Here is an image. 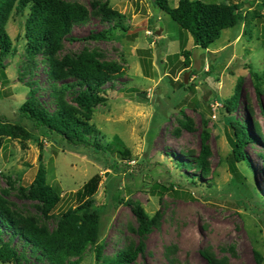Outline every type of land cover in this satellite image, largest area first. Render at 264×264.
<instances>
[{
  "label": "rangeland",
  "instance_id": "1",
  "mask_svg": "<svg viewBox=\"0 0 264 264\" xmlns=\"http://www.w3.org/2000/svg\"><path fill=\"white\" fill-rule=\"evenodd\" d=\"M60 1L80 4L91 16L86 25L73 28L72 35L78 40L64 41L58 57L93 53L100 63L116 64L121 69L104 86L106 104L79 108L73 102L79 87L64 92L63 99L89 117V123L103 134V145L121 141L132 160L111 155V160L119 162L120 169H115L40 131L32 132L30 140L5 139L0 151V193L10 211L54 232L62 212L76 208L77 193L97 176L100 185L91 211L102 218L98 243L102 258L97 261L95 247L89 244L80 256L67 257L64 264L77 260L80 264H102L138 245L144 251L130 264H209L202 255L206 251L222 264H264V150L254 127L258 124L264 136V1L202 0L238 4L245 17L241 25L224 31L208 50L195 46L192 36L156 7L154 0ZM178 3L170 0L172 7ZM105 4L124 16L121 23L126 31L100 19ZM29 12L30 7L24 13L15 9L7 25L15 52L0 56V116L31 130L18 114L30 88L44 103L51 98L48 67L41 57L33 65L26 53ZM104 31L106 39H85ZM184 51L191 54L190 68L184 66ZM94 72L106 75L109 70ZM240 79L242 101L235 119L250 120V135L256 141L245 148L248 161L235 165L239 178L231 166L230 129L218 113L224 101L234 95ZM62 84L58 83V88ZM140 94H145L144 98ZM49 108L55 110L52 103ZM186 121H191L192 131L183 128ZM203 132L209 134L211 174L199 180L200 171L188 164L193 155L200 154ZM40 164L47 184L62 199L49 214L29 197ZM193 179L198 187L193 186ZM170 184L177 192L162 187L170 189ZM118 195L123 203L115 206L113 199ZM134 207H141L150 220L155 219L144 239L137 232ZM0 233L3 241L11 240V231L1 223ZM13 243L23 250L18 238ZM26 253L33 264H50L37 262L29 249Z\"/></svg>",
  "mask_w": 264,
  "mask_h": 264
},
{
  "label": "trees",
  "instance_id": "2",
  "mask_svg": "<svg viewBox=\"0 0 264 264\" xmlns=\"http://www.w3.org/2000/svg\"><path fill=\"white\" fill-rule=\"evenodd\" d=\"M264 1V0H263ZM156 7L166 13L183 31L188 32L194 39L195 46L208 50L221 39L224 31L233 29L243 23L245 17L238 4L206 3L202 0H179L176 7L170 5V0H154ZM264 4V3H263ZM30 7V12L25 22L26 53L33 65L36 58L41 57V62L48 67L49 96L51 101L44 103L38 97L36 91L30 88L29 98L19 108L18 114L22 120H26L31 130L20 123L9 121L5 116H0V151L5 139L30 140L32 132L40 131L56 136L70 149L85 150L98 161L107 166L120 169L119 162L110 159L111 155H118L122 161H131V152L125 145L117 140L112 145H103V134L89 123V117L82 114L80 110L67 105L63 99L64 92L75 93L73 102L81 109L94 108L107 103L106 90L104 86L120 73L116 64H102L95 54L82 53L77 57H58L64 41L74 42L78 40L73 37L72 31L75 26L86 25L90 19L89 10L76 3H66L60 0H0V56H7L15 52L13 41L8 34L7 25L13 11L24 13ZM103 22L113 24L114 29L126 31L121 23L124 16L105 4L101 8ZM107 32L92 33L85 39H106ZM84 39V40H85ZM80 40V39H79ZM190 52L184 51L185 68L191 67ZM108 69L106 75L96 74L95 69ZM3 69V68H2ZM264 79V74L261 77ZM72 80L71 83L65 80ZM63 84L58 88V83ZM183 87V86H182ZM47 89V88H46ZM242 79L238 81L237 88L232 98L225 100L218 115L226 127L230 129L228 141L232 149L231 166L237 177H241L236 168V163L248 161L245 148L250 143L255 144V138L250 135V120L235 119L236 109L242 101ZM50 103L55 106L51 111ZM264 115V114H263ZM184 129L193 130L191 121L182 124ZM255 129L260 137V143L264 150V136L258 124ZM209 134L203 132L202 145L199 156L193 155V161L189 167L195 166L200 175L197 177L208 178L211 174L209 158L211 151L208 144ZM43 156H40L42 161ZM264 168V155L262 156ZM110 164V165H109ZM187 165V164H183ZM246 178H243L245 181ZM193 186L198 187L195 179ZM100 178L93 177L88 181L83 190L77 193L76 208L70 207L62 212V219L54 232H49L44 227L22 216L13 214L7 201L0 193V223L11 231V240L5 242L0 233V264H33L30 256L26 253L29 249L30 255L37 262L47 261L50 264H64L67 257L80 256L87 245L95 247L97 261L102 258V249L98 246L102 236V218L92 209V198L98 192ZM165 190L177 192L174 184ZM212 185L208 186L211 188ZM249 189L253 190L252 184ZM29 197L40 202L47 214L55 210L61 202L59 194L46 182V172L43 164H40L36 176L35 185L32 186ZM115 206L123 203L119 195L115 196ZM133 213L138 221V234L144 239L151 231L155 219L150 220L147 213L141 207H134ZM19 239L23 242V250L20 251L13 244V240ZM27 246H30L28 248ZM144 251L142 245L121 251L115 260L102 264H130L136 261L138 255ZM209 264L219 263L209 252H202ZM260 259V255L257 254ZM70 264H80V260Z\"/></svg>",
  "mask_w": 264,
  "mask_h": 264
},
{
  "label": "water",
  "instance_id": "3",
  "mask_svg": "<svg viewBox=\"0 0 264 264\" xmlns=\"http://www.w3.org/2000/svg\"><path fill=\"white\" fill-rule=\"evenodd\" d=\"M160 33L158 32V35H159ZM144 96H145V94H140V97L141 98H144Z\"/></svg>",
  "mask_w": 264,
  "mask_h": 264
},
{
  "label": "crops",
  "instance_id": "4",
  "mask_svg": "<svg viewBox=\"0 0 264 264\" xmlns=\"http://www.w3.org/2000/svg\"><path fill=\"white\" fill-rule=\"evenodd\" d=\"M232 1V0H231ZM244 1H246V0H244ZM221 2H222V0H221ZM219 4H221V3H219ZM227 5V4H226Z\"/></svg>",
  "mask_w": 264,
  "mask_h": 264
}]
</instances>
